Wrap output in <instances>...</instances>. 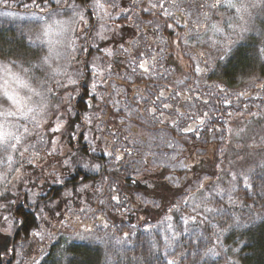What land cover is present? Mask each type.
Masks as SVG:
<instances>
[{
  "label": "rangeland",
  "instance_id": "obj_1",
  "mask_svg": "<svg viewBox=\"0 0 264 264\" xmlns=\"http://www.w3.org/2000/svg\"><path fill=\"white\" fill-rule=\"evenodd\" d=\"M73 2V0H61V3L57 5L56 0H35V3L33 0H7L6 3L0 0L2 7L19 8L13 10L0 7V20L7 21L15 27L24 28L33 44L44 46L45 55H49L51 47L52 57L51 66L43 65L38 73H20L8 65L11 71L17 73L31 88L46 95L48 105L44 113L36 115L39 126L31 119V114L29 118L20 116L8 118L14 124L26 126L29 132L25 134L23 141L17 145L15 150L9 148L6 153L3 148H0V198L4 192L9 190L32 188L33 184L37 188L38 185L47 181L54 184L57 182L56 173L58 178L59 176L64 178L61 163L70 162L71 151L61 134L65 125V120L61 117L64 113L62 99L75 86V83L68 82L69 78L72 80L81 78V73L77 75L74 72V68H79L80 63L88 61L94 72L90 80L93 86H104L103 79L108 75V82L111 83L110 92H114L115 95L114 103L111 104L114 110L125 109L127 114L124 116L130 117L133 114L128 108V102H130L143 116L161 126L167 127L170 123L174 124L178 131L180 125L193 130L205 119H213L216 105L208 95L201 92L204 88L214 86L221 90L227 103L235 107L239 105L242 98H246L245 96L264 98V87H262L264 81L256 83L257 77H253L243 83L231 82L224 76L219 66L221 60H224L234 48L242 43L247 44L252 36L260 40L259 48L261 53H264V4H261L260 0H254L257 6L249 9L251 15L245 16L244 21L239 19L235 9L228 8L226 4L221 3L213 8L212 4L215 0H189L185 3L194 6L195 10L194 16L185 13L188 24L183 38L190 48V58L195 64L197 79L191 83L188 82L184 71L163 56L164 37L160 35L157 39L148 33L147 28L151 22L146 19L145 15L149 13L151 4L163 3L165 6V0H116L118 7L109 8L112 15L106 21L97 20L93 9L88 7L87 11H90L88 17L87 11L84 10L83 13L88 21L94 17L91 20L94 30L88 38L89 42L95 47H102L103 50L99 55L92 53L86 60L80 58L86 56L88 52L86 40L83 39L86 36V26L83 23L77 25L74 31L65 33L63 38L55 33L47 39L42 37L45 22L51 24L54 21H68L72 17L73 10L70 6L74 4ZM91 2L92 0L87 4ZM199 3L202 4L201 9L204 13H201L197 6ZM52 6H56L57 9L46 14V10ZM121 9H127V11L121 12ZM132 9H141V12L132 15ZM119 19H125L124 23H119ZM101 23H106L107 30L100 28ZM124 24L128 26H123ZM140 24L144 25L140 26ZM229 24L232 27H229ZM213 25H217L223 31H215ZM130 28H139L140 32L133 34ZM101 31L104 33V38L96 35ZM58 39H63V43H56ZM48 41H51V44ZM69 41L75 42L74 47ZM120 43L124 49L130 50V56L132 55L133 58L130 67L125 59L119 61L120 68H113L110 64L109 59L114 58L112 49ZM147 44H151V48L145 49L144 45ZM135 45H138L137 53L133 50ZM139 46L141 48L138 49ZM78 48H80L79 53ZM106 49L111 54L105 51ZM140 60L149 61V72L145 73L138 68ZM0 65L3 64L0 62ZM133 68H136V71H133ZM197 68L200 71H197ZM4 76L3 71H0V86L4 84ZM7 80L10 91L16 90L21 96L31 95L28 87L18 84L11 76H8ZM48 89L51 91H47ZM151 94H156V96L152 97ZM32 99L38 101L39 97L33 95ZM102 100V97H98L97 108L94 112L95 116L99 114L96 117L98 124L104 120L101 114ZM155 106L160 109L161 114H158ZM10 107V102H5V97L0 95V111ZM57 118L63 120V127L60 131L53 132ZM86 118L88 119L89 116ZM89 125H92V122ZM20 131H23V128ZM118 131L120 129L116 127L114 132ZM140 135L142 136L143 132L138 131L137 136L140 137ZM227 135L228 139L219 155L215 147L204 148L200 151L195 150L198 154L195 160L190 156L192 152L189 149L184 148L183 151H179V146L182 147L180 144L177 148H173L171 157L170 155L165 157L164 155L171 152L169 145L163 146L162 149L152 150V140L145 139L146 152L151 150L153 153L162 154L161 157L156 153L155 160L159 164L165 163L167 172L164 175L167 176L164 177L166 186L162 187L160 193H158L160 188L158 186L157 188L151 186L149 193L144 190L140 193L141 210L145 211V208L152 210L158 199L157 195H162L165 191L184 194L182 203L173 208L164 218L156 213L153 215L160 219L157 227L168 242L174 241L182 232L188 231L190 226L201 218L202 213L212 208L210 206L212 199L230 194L240 186H248L253 170L264 159V110L246 116L230 114L227 121ZM111 140V136L96 135L93 141L91 140L92 154L111 156L109 155V153L112 154ZM145 151L142 150L141 154L145 155ZM118 152L119 150H116L115 153ZM8 156H11V161L8 160ZM54 203L57 204L58 201ZM2 209L3 205L0 200V232L8 234L11 220L2 217ZM64 210L62 219L58 215L54 223L42 225L41 231L38 232L40 235H36L41 238L42 244L47 243L43 253L31 261L27 258L22 259L24 255L20 253L17 259L18 264H59L57 261L53 263L56 252L53 250L51 252V247L54 244L64 245V243L71 242L102 244L110 238L111 232L122 233L120 232L121 227L110 225L108 218L104 217L103 213L96 214L91 206L85 204L75 206L69 201ZM96 217L102 220L97 221ZM123 230L125 233L118 234L120 237L127 235L128 228L124 227ZM236 251L237 248L232 249L231 254L234 255Z\"/></svg>",
  "mask_w": 264,
  "mask_h": 264
},
{
  "label": "trees",
  "instance_id": "obj_2",
  "mask_svg": "<svg viewBox=\"0 0 264 264\" xmlns=\"http://www.w3.org/2000/svg\"><path fill=\"white\" fill-rule=\"evenodd\" d=\"M73 1L75 5L83 7V11L88 10L87 3L90 0ZM165 1L163 15L160 17L153 8L148 10L149 13L145 16L151 25L147 29L149 34L156 36L157 39L160 35L164 37L167 48L164 44L163 56L184 71L188 82L191 83L197 79L195 64L190 58V48L183 38L188 24L186 14L194 16V6L185 4L189 0ZM197 6L201 13H204L201 9L202 4L199 3ZM54 9L57 7H50L46 14ZM165 9L171 13L170 16L164 14ZM175 10L178 15L175 14ZM88 13L90 14V11H87V17ZM91 20L85 28L86 36L83 37L88 52L86 56L80 58L85 60L92 53L99 55L103 52L102 47H95L89 42L88 38L94 30ZM123 20L125 21L119 19L118 22L123 24ZM130 29L133 34L140 32L139 28ZM29 38L24 28L0 20V62L20 73H38L43 67L45 48L33 44ZM259 41L252 36L247 44H239L221 60L219 66L227 79L243 83L257 77L256 83L264 81V53H261ZM121 44L112 49L114 58H110L109 61L113 68H120L119 61L123 59L130 67L133 60L130 50L128 53L125 52ZM137 46L133 47L136 53L139 51ZM144 47L151 48V44ZM77 51L79 53L80 48ZM25 68L29 71L24 72ZM74 72L82 75L79 80L73 79L76 81L74 90L72 89L62 99L64 113L61 116L65 120L61 134L71 151L69 155L71 160L67 164L61 163L64 178L60 176L58 178L56 173L57 182L54 184L47 181L37 188L33 184L32 188L9 190L1 196L3 205L1 215L11 220V228L8 234L0 232V264H18L20 253L24 255L22 259L27 258L29 261L42 254L47 243L42 244L36 233L41 231L42 225L54 223L58 215L62 219L69 201L75 206L78 204L91 206L96 214L103 213L110 225L121 227L122 233L111 232L110 238L102 244L78 242L54 244L51 247V252L52 250L56 252L53 263L57 261L59 264H169V261H174V264H264V159L253 170L248 186H240L230 194L212 199L210 205L212 208H209L211 211L202 213L201 218L190 226L188 231L182 232L172 242L166 240L157 227L160 219L153 215L156 213L164 218L182 203L184 194L168 190L162 195H157L158 199L152 210L145 208L143 211L140 208L142 203L140 193L143 190L149 193L151 186L160 187L159 192L154 188L160 193L162 187L166 186L164 177L167 176L164 175L167 172L165 163L159 164L155 160L156 153L161 157L162 154L153 153L151 150L146 152L145 139L152 140V150L169 145L171 152L164 155L165 157L169 155L171 157L173 148H177L178 144L182 145L179 146V151L189 149L194 160L198 157L195 150L200 151L204 148L215 147L219 155L228 139L227 121L230 114L246 116L261 112L264 110V98L245 96L246 98H242L235 107L227 103L221 90L214 86L204 88L201 92L208 95L216 105L213 119H205L192 131H185L186 127L180 125L178 131L174 124L161 126L143 116L130 102L128 108L133 112L131 118L124 116L127 114L125 109L114 110L111 104L114 103L115 95L114 92H110L111 83L108 82V75L103 79L104 86H93L90 80L94 72L88 61L80 63L79 68H74ZM98 97L103 98L101 114L104 119L99 124L96 119L99 114L95 116L94 113ZM154 108L161 114L160 109L156 106ZM90 122L92 125H89ZM116 127H119L120 131L114 132ZM138 131L143 132V135L137 136ZM98 134L112 137L111 156L92 154L91 140L93 141ZM116 150L119 152L115 153ZM142 150L145 151V155L141 154ZM56 201L57 204L54 203ZM95 219L102 220L97 217ZM124 227L128 228L127 235L120 237L118 234L125 233ZM235 248L237 251L232 255L231 250Z\"/></svg>",
  "mask_w": 264,
  "mask_h": 264
},
{
  "label": "snow or ice",
  "instance_id": "obj_3",
  "mask_svg": "<svg viewBox=\"0 0 264 264\" xmlns=\"http://www.w3.org/2000/svg\"><path fill=\"white\" fill-rule=\"evenodd\" d=\"M3 2L6 3L7 0H3ZM33 3H35V0H33ZM56 3L57 5H59L61 3V0H56ZM221 3L226 4L228 8L235 9V13L241 21L245 20V16L251 15L249 11L250 8H255L257 6L254 0H215V2L212 4V7L216 8ZM260 3L264 4V0H260ZM87 6L93 9V14L97 17V20L99 21H106L107 19H110L112 14L109 11V8L114 9L118 7L116 0H92V2ZM37 7H39V5H37ZM70 7L73 10V15L68 21H54L51 24L45 22V25L42 29V37L44 39H47L48 37L53 35V33L63 38L65 33L74 31L75 27L81 23H83L86 27L88 26L89 21L85 18L83 10H81L79 6L75 4L71 5ZM151 8L163 9L164 5L163 3H153L151 4ZM124 11H127V9H121V12ZM164 14L169 16L171 15V13L168 12L166 9L164 10ZM168 26L171 27V25ZM229 27H232V25L229 24ZM100 28L102 30H107L106 23H101ZM213 29L217 32L223 31V29L219 28L217 25H213ZM96 35L100 38H104L103 31L97 32ZM37 39H41V37H37ZM48 42L51 44V41ZM56 43H63V39L56 40ZM69 43L74 47V41H69ZM105 51L111 54L109 50L106 49ZM124 51L127 52L128 50L124 49ZM51 59L52 57L50 47L49 55H45L42 58V64L49 65L50 67ZM137 66L138 68L142 69L145 73L150 71L149 61L140 60ZM0 71H3V73L5 74L4 84L0 86V88H2V91H0V95H3V97H5V102H10L11 104L10 108H4L2 111H0V118H2L0 119V148H3L4 152L7 153L9 148L15 150L17 148V145L21 144V142L23 141L25 134L29 132V129L26 126L21 124H14L8 118L16 116L29 118L31 114V119L36 121L37 113H44L46 111L48 99L47 96L44 95L42 92L31 88L24 80L21 79V77L17 73L12 72L7 64L0 65ZM23 71L28 72L29 69L25 68L23 69ZM133 71H136V68H133ZM197 71H200V69L197 68ZM8 76H11L13 80H15L18 84H21L24 87H28L31 95L21 96L16 90L10 91L7 80ZM68 82L70 84L76 83V81L72 80L71 78H69ZM262 87H264V85H262ZM47 91H51V89H48ZM33 95L39 97V100L33 101ZM36 123L37 126H39V121H36ZM62 127L63 120L57 118L56 127L53 128L52 131L58 132ZM21 128H23V131H20ZM185 131H192V129L188 128L185 129ZM109 155H111V153H109ZM116 158L120 159V157ZM8 160L11 161V156H8ZM65 163H67V161H65ZM113 199H116V197H113ZM207 210L211 211V209ZM36 235H40V233H36ZM169 264H174V261H169Z\"/></svg>",
  "mask_w": 264,
  "mask_h": 264
},
{
  "label": "flooded vegetation",
  "instance_id": "obj_4",
  "mask_svg": "<svg viewBox=\"0 0 264 264\" xmlns=\"http://www.w3.org/2000/svg\"><path fill=\"white\" fill-rule=\"evenodd\" d=\"M150 9V8H149ZM166 10H168V9H166ZM132 11V15L134 14V13H139V12H141V9H132L131 10ZM154 11H156L157 12V15H159V17H160V15L162 14V11H163V9H161V8H155L154 9ZM175 14L176 15H178L177 14V11L175 10ZM163 15V14H162ZM95 20V23H96V18L94 19ZM96 25V24H95ZM149 33V32H148ZM156 37V36H155ZM145 46V45H144Z\"/></svg>",
  "mask_w": 264,
  "mask_h": 264
}]
</instances>
